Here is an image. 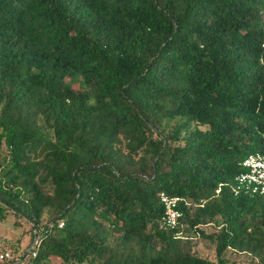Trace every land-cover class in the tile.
Segmentation results:
<instances>
[{
  "label": "trees",
  "instance_id": "1",
  "mask_svg": "<svg viewBox=\"0 0 264 264\" xmlns=\"http://www.w3.org/2000/svg\"><path fill=\"white\" fill-rule=\"evenodd\" d=\"M263 152L264 0H0V218L35 231L26 264H264V198L230 191ZM160 192L191 203L179 236Z\"/></svg>",
  "mask_w": 264,
  "mask_h": 264
},
{
  "label": "built area",
  "instance_id": "2",
  "mask_svg": "<svg viewBox=\"0 0 264 264\" xmlns=\"http://www.w3.org/2000/svg\"><path fill=\"white\" fill-rule=\"evenodd\" d=\"M242 172L236 175L230 185V191L233 196H237L239 193H246L251 196H258L264 198V152L248 154L239 164ZM219 189L215 191L218 193ZM158 203L162 207V215L158 222V228L164 231H176L177 235H180L182 228L181 219L182 207H189L191 203L177 196H170L163 192L157 195ZM203 201H199L194 206L202 207ZM62 226L58 224V228ZM36 244L38 237L35 235V231H32ZM32 246V247H33ZM31 247V248H32ZM34 256V253H31ZM10 260V255L7 252H0V262H7Z\"/></svg>",
  "mask_w": 264,
  "mask_h": 264
},
{
  "label": "rangeland",
  "instance_id": "3",
  "mask_svg": "<svg viewBox=\"0 0 264 264\" xmlns=\"http://www.w3.org/2000/svg\"><path fill=\"white\" fill-rule=\"evenodd\" d=\"M4 153L3 148L1 149ZM210 232L209 227L205 228ZM34 240L33 233H30V226L24 221L18 220L8 214L0 218V252H7L10 260L0 264H14L20 257L25 256L18 264H26V257ZM193 251L199 256L209 260L213 259L212 246L201 240L193 241ZM16 249V252L12 251ZM227 260L235 264H256L251 262L245 255H228ZM50 264H58L57 260H51Z\"/></svg>",
  "mask_w": 264,
  "mask_h": 264
},
{
  "label": "water",
  "instance_id": "4",
  "mask_svg": "<svg viewBox=\"0 0 264 264\" xmlns=\"http://www.w3.org/2000/svg\"><path fill=\"white\" fill-rule=\"evenodd\" d=\"M34 242H35V239L33 240L31 247L33 246ZM31 247H30V249H31ZM30 249H29V250H30ZM24 257H25V256H22V257L19 259V261H16L14 264H18V263L20 262V260H22Z\"/></svg>",
  "mask_w": 264,
  "mask_h": 264
}]
</instances>
